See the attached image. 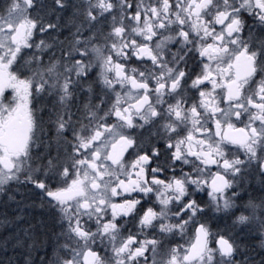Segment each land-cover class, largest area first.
Masks as SVG:
<instances>
[{
  "label": "snow or ice",
  "instance_id": "1",
  "mask_svg": "<svg viewBox=\"0 0 264 264\" xmlns=\"http://www.w3.org/2000/svg\"><path fill=\"white\" fill-rule=\"evenodd\" d=\"M0 264H264V0H0Z\"/></svg>",
  "mask_w": 264,
  "mask_h": 264
},
{
  "label": "flooded vegetation",
  "instance_id": "2",
  "mask_svg": "<svg viewBox=\"0 0 264 264\" xmlns=\"http://www.w3.org/2000/svg\"><path fill=\"white\" fill-rule=\"evenodd\" d=\"M9 91H11V90H9Z\"/></svg>",
  "mask_w": 264,
  "mask_h": 264
}]
</instances>
